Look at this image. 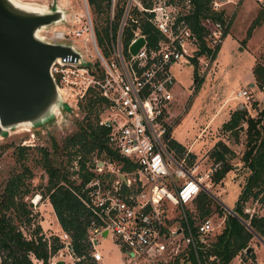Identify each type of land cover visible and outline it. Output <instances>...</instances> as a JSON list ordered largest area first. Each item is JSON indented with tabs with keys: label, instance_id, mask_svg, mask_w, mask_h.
Here are the masks:
<instances>
[{
	"label": "built area",
	"instance_id": "1",
	"mask_svg": "<svg viewBox=\"0 0 264 264\" xmlns=\"http://www.w3.org/2000/svg\"><path fill=\"white\" fill-rule=\"evenodd\" d=\"M226 1L212 0L211 9L221 10ZM56 4L65 10L61 21L65 24L41 26L36 34L50 43L71 44L79 56H55L49 66L53 80L65 101L77 108L86 103L88 97L102 98L96 123L107 128L108 147L132 163L125 168L124 160L115 163L111 158L97 156L86 160L85 167L80 168L75 160L78 183L80 172H93L77 191L90 214L88 230L93 260L97 262L102 258L95 248L97 236L108 233L131 258V264L138 260H142L140 264H166L176 255L179 233L183 234L187 244L207 243L222 221L214 225L210 217L200 219L195 223V235L185 206L205 189L204 181L210 178L219 162L199 175L198 165L188 161L189 152L179 156L169 144L175 117L172 109L178 100L173 65L196 66L198 60L214 59L213 51L221 45L229 23L225 14L223 20L206 17L202 21L206 26L203 37L212 50L198 53L201 42L188 19L193 12L190 0H126L116 28L115 2L110 0L108 34L103 44L98 42L88 0H81V12L70 8L71 5ZM134 7L139 12H147L146 19L160 32L154 46H148L147 38L139 28L124 45V26L128 20L136 21L132 15ZM79 21L83 27H72ZM140 35L145 41L132 53L129 45ZM78 36L91 42L94 58L85 57L87 50L83 51L75 43ZM234 97L249 102L251 94L242 87L237 89ZM41 197L35 193L30 200L36 205ZM255 204L252 207L244 205L243 210L249 216L260 214L264 203L257 201ZM175 208L181 211L178 224L170 223L175 215L169 210L172 212ZM40 234L47 244L48 264H58L59 260L64 264L65 251L75 258L71 253L70 235L62 227L49 234ZM57 242L60 246L53 250ZM32 259L35 264L42 262L34 256ZM0 264H3L1 253Z\"/></svg>",
	"mask_w": 264,
	"mask_h": 264
},
{
	"label": "rangeland",
	"instance_id": "2",
	"mask_svg": "<svg viewBox=\"0 0 264 264\" xmlns=\"http://www.w3.org/2000/svg\"><path fill=\"white\" fill-rule=\"evenodd\" d=\"M15 1L39 8H52L57 2L65 7L71 5L70 8L79 12L83 10L81 0ZM114 2L116 12V6L121 3V0H114ZM263 7L264 1L260 0H227L221 8L225 10L224 14L229 21V26L216 57L201 62L198 60L196 66L187 63L173 65V71L177 78L175 91L178 94V100L172 109L175 116L174 125L171 129L172 138L182 143L187 152L195 154L190 162L198 165L196 170L199 175L208 171L209 168H213L214 163L209 156V152L217 140L226 141L233 149L234 155L231 158L233 168L228 169L223 178L217 182L211 179L210 174V178L204 181L203 187L217 197V199H214L221 203L225 211L228 208H235L248 169L243 165L240 158L244 148L245 133L241 131L239 138L236 140L230 132L222 131L221 125L228 118L230 111L237 106L244 105L251 115L258 116L259 110L264 105V85L261 88L257 85L252 71L254 63L264 59V18L260 24L252 29L250 35L247 33L248 27ZM89 8L94 26L103 27L107 23L105 13H96L90 4ZM115 21L116 16L114 17ZM81 22L75 23L72 27H83ZM63 24L65 22L59 23V26ZM56 26L58 25L56 24ZM75 43L83 51L87 50L85 54L87 59L95 57L91 42L83 41V36H78ZM197 78H201V82H198ZM242 87L248 89L251 94L249 102L234 97L237 89ZM253 101L258 102V104L251 106ZM84 115L85 112L82 107L68 106L61 108L60 113H55L41 123H17L5 127V131L0 134V191L6 179L13 172L22 170L23 164L27 165L32 171V176L24 180L28 190L21 194L22 200L29 209L30 222L25 217L20 219L13 208L7 211V214H10L13 221L27 237L31 235L36 225L40 226L39 234H49L53 230H61L46 192L47 172L38 163V159L42 154L39 147H46L55 162L60 163L61 166L64 165L70 178L77 181L76 159L70 162L67 161L66 152L60 148H55L53 141H56L60 147L64 137L78 128V121ZM260 126L264 128V119L260 122ZM19 145H26L27 147L23 150L24 155L22 157L19 153ZM188 145H190L191 150L186 147ZM95 157L97 155L94 151L91 160ZM187 158L189 159V156ZM35 193L43 195L36 205L30 200V197ZM261 195L264 196V191ZM17 197H19V194ZM257 201L259 202L258 199L253 200L251 197L244 205L252 207L256 205ZM218 208L215 203H212V210L208 215L214 225L220 223L224 217L219 213ZM185 209L194 216L195 222L200 220L198 212L194 208V202H189ZM169 212L175 215L170 223L178 224L177 221H179L181 214L179 208H175L172 212L169 210ZM261 213H264V208H261ZM219 228L220 226L215 228L211 238H214V234ZM97 238L98 243L95 244V248L101 253V264H131V258L121 250L110 233L105 236L98 235ZM256 240L255 236L250 240V244L253 242V247H255ZM177 242L179 245H177L176 255L185 252L187 248V242L183 234H177ZM257 253L259 259L262 260L264 258V248L261 245ZM64 256L66 264L73 261L68 252L65 251ZM243 258L245 257L243 256ZM141 262L142 260H138L134 264H140ZM95 264H99L98 261ZM184 264L192 263L188 260Z\"/></svg>",
	"mask_w": 264,
	"mask_h": 264
},
{
	"label": "trees",
	"instance_id": "3",
	"mask_svg": "<svg viewBox=\"0 0 264 264\" xmlns=\"http://www.w3.org/2000/svg\"><path fill=\"white\" fill-rule=\"evenodd\" d=\"M125 1L121 0V3L116 6L114 28H116L118 20L124 11ZM190 1L193 4V12L188 16V19L190 26L197 33L201 42V48L198 53L205 50L210 52L212 49L206 44L203 37L206 26L202 21L206 17L223 20L225 10L223 8L219 11L211 9L212 0ZM88 2L93 11L105 13L108 17L110 0H88ZM146 13L139 12L135 7L133 8L132 15L136 18V21L128 20V23L124 26V45H127L136 28H139L141 33L145 34L148 46L156 44L161 35L158 29L146 19ZM263 18L264 7L248 27V35L252 33V29L256 25L261 23ZM227 28L225 29V35ZM95 31L98 42L103 44L104 38L108 34L107 23L101 28L96 26ZM219 47L217 46L214 49L213 56H216ZM193 59L196 63V59ZM252 71L257 85L261 88L264 85V59L256 61ZM197 80L201 82L202 79L197 78ZM101 103L102 98L100 97H88L86 103L81 106L85 115L78 121V128L64 137L60 147L56 141H53V145L55 148H60L66 152L67 161L70 162L73 159H77L80 168L85 167V161L91 159L94 151L97 156L111 158L115 163L124 160V167L129 168L132 163L126 157H122L112 151L106 144L105 133L107 128L96 123L97 110ZM257 104L258 102L253 101L251 106H256ZM263 119L264 105L259 110L258 116L251 115L247 111L246 106L243 105L237 106L230 111L228 118L221 125L222 131L230 132L236 140L239 138L241 131L245 133L244 148L240 158L243 161V165L248 169V174L234 208L239 217L225 211L221 203L216 201L208 190L201 189L192 201L199 218L208 217L212 210V203H215L219 207V213L224 216L221 226L210 241L207 243L197 242L195 246L188 243L185 252L178 253L166 264H184L188 260L192 264H232L231 262L237 254L243 255L245 258L255 257L253 249L251 248L249 252H246V248L251 245L250 240L255 236V233L264 240V213L249 216L243 210V207L244 203L251 197L253 200L258 199L260 203H264V196L261 195L264 191V128L260 126V122ZM169 144L177 151L179 156H182L186 151L185 146L175 138L171 137ZM19 148V153L22 157L24 155L23 150L27 147L26 145H19ZM39 149L42 154L38 159V163L48 175L46 192L50 204L60 226L70 235L71 253L75 257L74 262L71 264H95L96 261L92 258L93 245L89 240L88 225L90 223V214L77 196L79 185L93 175V172L88 170L80 172L81 180L78 183L70 178L64 165L61 166L60 163L55 162L46 147H39ZM102 152L105 154L102 155ZM233 155V149L226 141L219 139L215 142L209 152L213 163L219 162V166L216 167L211 175V179L214 182L221 180L228 169L233 168L234 165L231 162ZM188 156V161L190 162L195 157V154L189 152ZM31 176V169L23 164L22 170L13 172L6 179L0 191V253L3 264H35L32 259L33 256L42 260L38 264H48L49 253L46 241L42 240L41 234H39L40 226L36 225L28 238L13 221L10 214H7V211L13 208L20 219L25 217L30 222L29 209L22 200L21 194L28 190L25 186V178ZM18 194L19 197H17ZM186 212L191 229L196 235L197 227L194 216L187 209ZM59 246L60 243L57 242L53 245V250H56Z\"/></svg>",
	"mask_w": 264,
	"mask_h": 264
},
{
	"label": "water",
	"instance_id": "4",
	"mask_svg": "<svg viewBox=\"0 0 264 264\" xmlns=\"http://www.w3.org/2000/svg\"><path fill=\"white\" fill-rule=\"evenodd\" d=\"M64 14V8L56 3L52 8H39L0 0V134L10 125L41 123L61 108L72 106L58 90L49 66L57 55L79 56V52L69 43H50L36 34L41 26L63 21ZM144 41V36H138L129 45L130 51L135 53ZM227 211L238 216L234 209ZM250 250L251 245L246 252Z\"/></svg>",
	"mask_w": 264,
	"mask_h": 264
},
{
	"label": "crops",
	"instance_id": "5",
	"mask_svg": "<svg viewBox=\"0 0 264 264\" xmlns=\"http://www.w3.org/2000/svg\"><path fill=\"white\" fill-rule=\"evenodd\" d=\"M229 1H231V0H229ZM223 40H224V38H223ZM186 147H188V149L191 150L190 145H188ZM255 238L258 240V241L256 240V243H254L255 247H253V242H251V244H252L251 248L254 251L255 257L254 258H251V257L243 258V255L239 254L237 257H235L232 260V262H231L232 264H261V263H264V258L262 260H260L258 253H257V250L260 248V245L264 248V243L257 236H255ZM72 259H73V261L71 263L74 262L75 258H72ZM100 260L98 261L99 264H101ZM64 264H66V263L64 262Z\"/></svg>",
	"mask_w": 264,
	"mask_h": 264
},
{
	"label": "bare ground",
	"instance_id": "6",
	"mask_svg": "<svg viewBox=\"0 0 264 264\" xmlns=\"http://www.w3.org/2000/svg\"><path fill=\"white\" fill-rule=\"evenodd\" d=\"M39 198V195H37L36 197H35V199L37 200Z\"/></svg>",
	"mask_w": 264,
	"mask_h": 264
}]
</instances>
